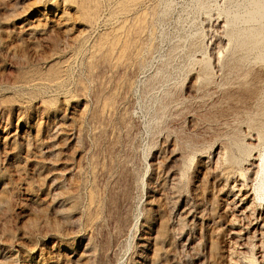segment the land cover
<instances>
[{
	"label": "rangeland",
	"instance_id": "1",
	"mask_svg": "<svg viewBox=\"0 0 264 264\" xmlns=\"http://www.w3.org/2000/svg\"><path fill=\"white\" fill-rule=\"evenodd\" d=\"M249 4L0 0V264H264V194L245 218L225 207L257 160L221 162L236 134L264 154L248 122L264 64L251 54L205 90L193 76Z\"/></svg>",
	"mask_w": 264,
	"mask_h": 264
},
{
	"label": "bare ground",
	"instance_id": "2",
	"mask_svg": "<svg viewBox=\"0 0 264 264\" xmlns=\"http://www.w3.org/2000/svg\"><path fill=\"white\" fill-rule=\"evenodd\" d=\"M249 5H250V8H248L246 13L242 17V21L245 23L244 26H241V24L240 25L238 24V20H239L238 15H225V20H224L223 25L225 27L226 44L224 45V48L221 51L219 50V51H217V52L215 51V53H213V55H212L213 64H212L211 60L206 59L204 56H200L199 58H197L195 60V63L197 61L198 68L196 67L197 72H196V75H193V76H196L195 78L198 82V85L201 87V89L203 88L205 90L208 87V85H210V83L213 81V77L216 75H220V76H223L225 78L228 77L230 74H232L234 71H236V69H238V67H241L240 65H242L244 60L251 54H252L251 55L252 60H250V61H252V63L254 61V62H257L261 65L264 64V0H250ZM221 11H223V10H221ZM224 12H225V10L223 11V13ZM140 41L141 40H139V42ZM141 43L142 42H140V44ZM140 44H137V47H138V45L140 46ZM216 47H219V46H216ZM140 48H141V46H140ZM141 55H142V51H140V49H137L135 52V55H134L135 56V64H136L137 69L143 67L142 66L143 62H141V60L144 57L141 58V60H140ZM192 83H193V81H192ZM195 83H196V81H195ZM195 86L196 85H194V87ZM192 87H193V85H192ZM196 92H197V89H196ZM261 93H262V95H261L262 101H259L260 104L257 105L258 106L257 113L255 115H253V117H251L248 121L251 124L250 126L253 127V129H255V130H253L254 131L253 133L255 134V138L258 141H260L262 134H263V131H264V84L262 85ZM235 136H237V134ZM235 136L230 137L232 139H231L230 144L228 146V150L226 149L227 152L225 154H223L224 156H223L222 161H221L222 164H224L227 168L231 169L235 165L240 166L244 160V156L250 157V159L252 158L254 160H257V162H255V161H252L251 163L249 162L250 166L247 168V170L249 171V174H250V178H248L249 180L247 182H244V183H243V180L241 183H235V182L233 183V181H234L233 180L231 182L232 183L231 186L228 185V187H227L228 188L227 193H225V196L227 197L226 200L224 199L226 209H229V208L232 209L233 212H235V214H232V215L243 217L244 214L245 213L247 214V212L251 209V203L253 205L254 201L252 202V200H254V199L252 196L253 195L252 190H254V192H256L257 195L264 194V154H259V153L256 154V150L254 151L252 146L241 142ZM252 151L254 153H251ZM182 154H183V152H182ZM190 154H192V153H190ZM218 157H220V155ZM182 158H183V156H182ZM182 160H184V158ZM220 160L219 161L216 160V161L219 163ZM237 166H235V168ZM224 169H221V170L223 171ZM229 170H227L228 173H229ZM232 170H233V168H232ZM236 170H238V168ZM236 170H233V171H236ZM219 174H221V173L219 172L218 175ZM227 174L225 176H227ZM254 174H255L256 179L259 175V182L252 185L251 181L254 177L253 176ZM181 175L182 174H180L179 176H181ZM173 176H174V174H173ZM177 176H174V177H177ZM229 179L227 178L225 181H228ZM178 180H179V177H178ZM178 180H175V181H178ZM172 183H174V182H172ZM175 183H177V182H175ZM225 184H226V182H225ZM225 184L223 186H225ZM172 185H175V184H172ZM222 185H221V187H222ZM251 188H252V190H251ZM223 189H224V187H223ZM228 196L230 197V199L228 198ZM225 207H224V209H225ZM252 209H251V212H252ZM190 210H189V213H191ZM252 214H253L252 215L253 217L251 216L253 219L252 220V227L254 225V228L252 231H253V233H256V236H257L256 239L258 241L257 247H256V248H258V251L256 252V256L258 259L260 258L259 260L258 259L257 260L262 262L263 256H262V253L259 250V248L262 246V244H263L262 242H263V238H264V211H261L259 209V210L254 211V213H252ZM186 215H187V213H186ZM245 216H247V215H245ZM245 216L243 218H245ZM232 218H234V217L232 216ZM234 219L237 220L238 218H234ZM239 220H240V218H239ZM249 223H247V225L244 224L245 229H246V227H250L251 224H249ZM181 233H182V231H181ZM231 233L235 234V237H234L235 243L237 241H241L242 239H244V241H245L246 239L249 238L248 235L245 234L243 236V235H241V232L238 233L237 230H232ZM239 245H240V247H242V246H244V243L239 242ZM191 246H189V247H191ZM261 248H263V247H261ZM89 255H91V254L89 253ZM253 255L254 254H252L251 259L254 258ZM256 264H258V263H256Z\"/></svg>",
	"mask_w": 264,
	"mask_h": 264
}]
</instances>
